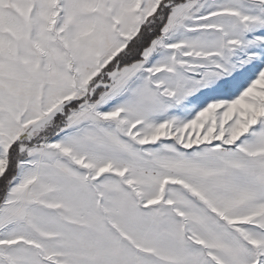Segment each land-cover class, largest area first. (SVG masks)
Returning <instances> with one entry per match:
<instances>
[{
  "label": "snow or ice",
  "instance_id": "1",
  "mask_svg": "<svg viewBox=\"0 0 264 264\" xmlns=\"http://www.w3.org/2000/svg\"><path fill=\"white\" fill-rule=\"evenodd\" d=\"M0 264H264V0H0Z\"/></svg>",
  "mask_w": 264,
  "mask_h": 264
}]
</instances>
